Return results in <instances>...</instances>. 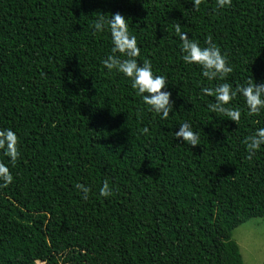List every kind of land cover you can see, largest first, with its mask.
I'll use <instances>...</instances> for the list:
<instances>
[{
	"label": "trees",
	"instance_id": "obj_1",
	"mask_svg": "<svg viewBox=\"0 0 264 264\" xmlns=\"http://www.w3.org/2000/svg\"><path fill=\"white\" fill-rule=\"evenodd\" d=\"M115 13L138 63L167 80L166 120L103 66L111 35L93 25ZM176 23L201 47L211 35L233 69L225 80L183 61ZM248 79L264 84V0L199 11L192 0H0V130L20 153L13 165L0 150L13 177L0 186V264H244L232 232L264 219V145L249 160L243 140L264 128V109L248 115L237 94L226 105L236 124L202 89ZM185 122L196 147L176 138Z\"/></svg>",
	"mask_w": 264,
	"mask_h": 264
},
{
	"label": "clouds",
	"instance_id": "obj_2",
	"mask_svg": "<svg viewBox=\"0 0 264 264\" xmlns=\"http://www.w3.org/2000/svg\"><path fill=\"white\" fill-rule=\"evenodd\" d=\"M194 10L199 11L202 0H192ZM232 0H217L219 8L230 7ZM98 32H103L105 27L108 28L111 35V54L103 60V66L111 72L117 70L132 80V88L136 90L138 96L143 98L144 104L149 106L151 111L157 115H161L162 119H168L173 111V102L171 93L164 91L167 87V80L164 76L154 75L152 64L149 60H145L143 64L138 63L137 57L140 56V48L137 45L135 35L129 33L128 20L120 13L111 14L110 19H106L103 14L93 25ZM175 33L182 42L181 49L184 53L182 59L187 64H196L202 68V75L208 80H225L233 71L229 66L226 54L213 43L211 35L206 40V46L201 47L200 44L190 39L187 32L181 31V25L176 23L173 25ZM126 57V58H123ZM203 94L214 96L215 102L210 103L208 108L211 112L225 115L229 120L236 124L241 119V111L238 108L226 107L236 96L240 94L244 97L248 115H259L261 109H264V84H257L252 79H248L244 85H237L235 90L229 83L218 84L215 88L205 87L202 89ZM145 133L148 129L143 130ZM177 140H183L191 147L200 144L198 133L192 130V126L185 122L180 125L179 131L175 133ZM248 151V159L251 160L256 151L264 145V128L258 129L243 140ZM19 138L11 129L0 130V150L11 158L14 165L19 158ZM13 177L9 168L0 162V186L6 187L11 184ZM75 187L84 193L87 199L90 188L77 183ZM100 195L109 197L112 195V189L107 181L104 182L100 189Z\"/></svg>",
	"mask_w": 264,
	"mask_h": 264
},
{
	"label": "rangeland",
	"instance_id": "obj_3",
	"mask_svg": "<svg viewBox=\"0 0 264 264\" xmlns=\"http://www.w3.org/2000/svg\"><path fill=\"white\" fill-rule=\"evenodd\" d=\"M232 239L244 264H264V219L253 218L240 225L232 232Z\"/></svg>",
	"mask_w": 264,
	"mask_h": 264
}]
</instances>
